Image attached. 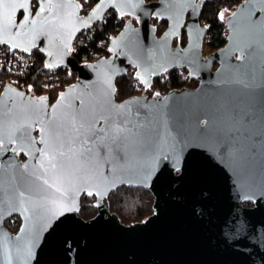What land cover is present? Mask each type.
Here are the masks:
<instances>
[{
    "label": "water",
    "instance_id": "water-1",
    "mask_svg": "<svg viewBox=\"0 0 264 264\" xmlns=\"http://www.w3.org/2000/svg\"><path fill=\"white\" fill-rule=\"evenodd\" d=\"M203 1L99 0L87 14L80 0L0 7V45L39 48L48 68L76 73L52 104L12 82L0 92V141H17L0 145V264H232L233 226L264 229V0L240 2L226 44L210 53ZM22 3L31 14L16 27ZM109 10L137 23L111 36L110 55L81 62L76 37ZM153 19L167 22L161 34ZM184 30L186 44L174 45ZM182 67L196 87L117 99L131 68L149 88ZM235 178L253 183L243 195L254 207L242 206ZM122 186L150 189L153 213L124 223L109 200ZM84 193L97 197L88 219ZM15 213L16 234L5 225Z\"/></svg>",
    "mask_w": 264,
    "mask_h": 264
},
{
    "label": "trees",
    "instance_id": "trees-1",
    "mask_svg": "<svg viewBox=\"0 0 264 264\" xmlns=\"http://www.w3.org/2000/svg\"><path fill=\"white\" fill-rule=\"evenodd\" d=\"M99 0H80L81 13L87 14ZM149 1V0H148ZM243 0H204L202 3L201 21L208 25V32L204 39V49L214 51L227 42L228 27L226 19L221 16L223 9H235ZM36 7V6H35ZM136 22V18H133ZM127 19L120 16L117 11L109 10L105 17L95 22L91 28L80 33L79 49L74 55L81 61L93 59L97 52L110 55L109 41L113 34L119 32ZM153 22H158L153 19ZM166 23V21H162ZM165 29L160 26L159 34ZM182 44L187 42V33L184 30L178 38ZM34 62L26 66H20L23 61L15 51L7 48L4 54H0V85L3 81L13 82L27 90L37 94H49L53 99L70 83L76 79V73L69 67L55 69L46 66V55L39 48L32 50ZM182 70L186 67L176 68L167 73L155 77L148 91L165 93L173 88L197 86L198 80L190 75H185ZM1 90V89H0ZM145 90L143 83L135 78V70L129 71L117 79V99L122 100L134 94H140ZM94 196H84L80 214L90 218L97 213ZM111 210L117 212L124 223H132L145 219L153 213L154 197L151 191L143 187L122 186L114 190L110 195Z\"/></svg>",
    "mask_w": 264,
    "mask_h": 264
},
{
    "label": "flooded vegetation",
    "instance_id": "flooded-vegetation-1",
    "mask_svg": "<svg viewBox=\"0 0 264 264\" xmlns=\"http://www.w3.org/2000/svg\"><path fill=\"white\" fill-rule=\"evenodd\" d=\"M165 25H167V22L165 23ZM15 85L21 89H24L26 91V93L30 92L32 94V96L48 95L50 104H52L60 95L59 94L56 98L53 99L49 94H46V93L45 94H37V93L33 92L32 90H27L25 87H21L17 84H15ZM145 89H146V91L148 90V88H145ZM33 132H34V135H38L40 132V128L38 126H36L34 128ZM5 144H8L9 148H14L17 144V141L16 140H14V141L10 140L8 143H4L3 141H0V145H5ZM19 157L22 161H25L28 158V154L26 153V151L19 149ZM252 184L253 183H251V180L244 181V180H241L239 178H235L234 182H233V187H232L233 192L240 196V199L242 201V206L245 208H252L256 204V202L253 198H249V197L245 198L244 197V196H247L248 194L243 195L244 193L248 192V190H249L246 188L251 187ZM119 188H121V187H119ZM143 188H145V187H143ZM151 193H152V191H151ZM84 196H94L95 199L97 198L96 195H89L87 193H84L81 196V208H82V199ZM153 197L155 198L154 194H153ZM109 198H110V196H109ZM80 211H81V209H80ZM80 211L78 213L80 216H82L80 214ZM82 217H84V216H82ZM86 219H88V218H86ZM23 222H24L23 216L20 213H15V214L9 216L5 220V225L12 233L16 234L20 231V229L23 225ZM231 235H232V241H233V245H234V256L232 258V264H264V251H263L264 247L261 249H258L260 244H262L264 242V229L262 227L251 226V225L248 226L247 224H242V223L235 224L232 228V234ZM257 245H259V246H257ZM250 246H255V248L250 249L249 248Z\"/></svg>",
    "mask_w": 264,
    "mask_h": 264
},
{
    "label": "built area",
    "instance_id": "built-area-1",
    "mask_svg": "<svg viewBox=\"0 0 264 264\" xmlns=\"http://www.w3.org/2000/svg\"><path fill=\"white\" fill-rule=\"evenodd\" d=\"M79 44H80V35H78L75 39V42L73 43V47H72V54L74 55L75 52L78 51L79 49ZM10 47L8 45H0V54H4L6 52V49ZM16 52V55L23 61V63L20 66H26L29 64H32L34 62L33 60V56H32V51L31 52H25V51H21V50H12ZM103 56H108L105 53H101V52H97L94 54L93 59H87L86 61L83 62H87V61H95L98 60L100 58H102ZM6 85V82H2L0 85V88L3 90L4 86ZM153 92L155 93V90H153Z\"/></svg>",
    "mask_w": 264,
    "mask_h": 264
},
{
    "label": "rangeland",
    "instance_id": "rangeland-1",
    "mask_svg": "<svg viewBox=\"0 0 264 264\" xmlns=\"http://www.w3.org/2000/svg\"><path fill=\"white\" fill-rule=\"evenodd\" d=\"M234 9H223L222 10V12H221V16L224 18V19H226V17L233 11ZM125 17H126V19H127V21L128 20H133V18L130 16V15H125ZM134 21V20H133ZM135 22V21H134ZM136 23H137V20H136ZM154 23H156V24H158L159 25V29H160V26H162V25H164L165 26V28H166V25H165V23H162V22H154ZM165 30V29H164ZM80 40H81V37H80ZM177 43H181L179 40H178V38L176 39V41H175V43H174V45H176ZM182 44V43H181ZM182 45H185V44H182ZM210 52H212V51H209L208 49H204V53H210ZM182 72H184V74L185 75H189V70L188 71H185V70H182ZM76 80V79H75ZM74 80V81H75ZM3 82H5V81H3ZM11 82V81H10ZM7 83V82H6ZM13 83V82H12ZM13 84H15V83H13ZM195 84H192L190 87H196V86H194ZM198 85V84H197ZM1 89V88H0ZM65 89V88H64ZM63 89V90H64ZM2 90V89H1ZM0 90V91H1ZM145 92H147L149 95H153L154 94V92H153V90L152 91H146V89L142 92V93H145ZM156 92V91H155ZM142 93H140V94H142Z\"/></svg>",
    "mask_w": 264,
    "mask_h": 264
},
{
    "label": "snow or ice",
    "instance_id": "snow-or-ice-1",
    "mask_svg": "<svg viewBox=\"0 0 264 264\" xmlns=\"http://www.w3.org/2000/svg\"><path fill=\"white\" fill-rule=\"evenodd\" d=\"M5 3H7V0H0V7H2ZM37 3H39V0H37ZM18 12L20 13H24L25 16L23 19H21L19 22L17 21H12V24L16 27L19 26V24H23L26 22V18H27V15L28 14H31L30 12H28L25 7H24V4H20V7L17 9ZM6 14L0 12V20H3L5 18Z\"/></svg>",
    "mask_w": 264,
    "mask_h": 264
}]
</instances>
